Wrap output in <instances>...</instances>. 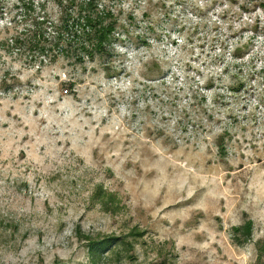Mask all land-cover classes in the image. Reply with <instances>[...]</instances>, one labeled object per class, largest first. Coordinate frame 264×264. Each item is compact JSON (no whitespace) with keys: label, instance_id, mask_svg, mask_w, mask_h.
<instances>
[{"label":"rangeland","instance_id":"rangeland-1","mask_svg":"<svg viewBox=\"0 0 264 264\" xmlns=\"http://www.w3.org/2000/svg\"><path fill=\"white\" fill-rule=\"evenodd\" d=\"M97 1L78 62L9 40L58 0H0V264H264V0Z\"/></svg>","mask_w":264,"mask_h":264},{"label":"trees","instance_id":"trees-1","mask_svg":"<svg viewBox=\"0 0 264 264\" xmlns=\"http://www.w3.org/2000/svg\"><path fill=\"white\" fill-rule=\"evenodd\" d=\"M58 1L61 5L58 23H50L54 34L50 36L46 32L45 16L32 17L30 27L9 39L18 53L31 60L48 55L52 61L62 54L74 57L78 62L92 61L95 55L106 53V44L116 38L117 18L112 10L99 9L97 0H65V4ZM24 7L28 11L32 4L27 1ZM104 68L110 70L109 66ZM245 231H250V227L246 226Z\"/></svg>","mask_w":264,"mask_h":264}]
</instances>
